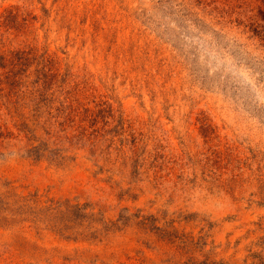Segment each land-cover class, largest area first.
Here are the masks:
<instances>
[{"label": "rangeland", "instance_id": "1", "mask_svg": "<svg viewBox=\"0 0 264 264\" xmlns=\"http://www.w3.org/2000/svg\"><path fill=\"white\" fill-rule=\"evenodd\" d=\"M191 261L264 264V0H0V264Z\"/></svg>", "mask_w": 264, "mask_h": 264}, {"label": "trees", "instance_id": "2", "mask_svg": "<svg viewBox=\"0 0 264 264\" xmlns=\"http://www.w3.org/2000/svg\"><path fill=\"white\" fill-rule=\"evenodd\" d=\"M164 231H167V230H164ZM163 231V237H164V235H166L167 234V236L166 237H170V236H172V232H173V229L172 230H169V231H171L170 233H167V232H164ZM176 239H179V240H182L183 241V237L181 236L180 238H176ZM185 239V242H187L188 243V239H186V238H184ZM188 247L190 246V244H188L187 245ZM192 263L191 264H198V263H196V262H193V261H191ZM202 264H205V263H202Z\"/></svg>", "mask_w": 264, "mask_h": 264}]
</instances>
